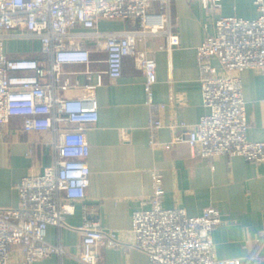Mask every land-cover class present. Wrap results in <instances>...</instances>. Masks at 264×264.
Masks as SVG:
<instances>
[{
    "label": "built area",
    "instance_id": "1",
    "mask_svg": "<svg viewBox=\"0 0 264 264\" xmlns=\"http://www.w3.org/2000/svg\"><path fill=\"white\" fill-rule=\"evenodd\" d=\"M211 15L221 0H202ZM256 18L214 17V32L197 47V64L204 106L208 109L197 123L174 124L177 133L168 144L186 142L199 157L243 156L264 162V140L248 138L241 73L246 69L264 72V0H255ZM173 0H0V127L19 118L25 131H51L54 160L37 174L24 176L17 185L19 204L0 206V264H11L14 250L20 264H35L54 254H66L60 244L48 241L50 225L64 226L77 202L90 185L89 128L99 119L96 90L106 79L122 76L124 60L134 56L145 75L147 101L152 107L148 128L150 143H158L163 127L154 101L157 61L139 51L147 36L163 35L159 49L180 44L173 20ZM136 19L139 28L103 30V20ZM11 38L36 40L46 58L14 56L6 49ZM106 53L107 69L87 82L82 93L66 97L65 91L79 83L64 77V64L92 60V50ZM219 59L221 69L212 62ZM18 72H30L19 74ZM71 124L72 126H67ZM153 191L133 213L132 245L149 256L150 264H248L250 258H220L214 248L213 231L221 221L216 206L192 216L179 206L166 208L163 175L153 172ZM82 232L83 264H100L99 246L120 245L115 229L103 228L85 209Z\"/></svg>",
    "mask_w": 264,
    "mask_h": 264
},
{
    "label": "crops",
    "instance_id": "2",
    "mask_svg": "<svg viewBox=\"0 0 264 264\" xmlns=\"http://www.w3.org/2000/svg\"><path fill=\"white\" fill-rule=\"evenodd\" d=\"M173 20L180 36L174 49H159L166 43L163 35L147 36L137 44L139 51L157 61L154 101L163 127L158 143H150L148 128L152 107L147 101L145 75L134 56L124 60L121 77L106 79L98 86L96 98L99 119L89 128L91 170L86 197L77 202L66 225H50L47 239L62 245L66 254L52 255L35 264H83L82 232L85 209L99 219L103 228L119 233L120 245L99 246L100 264H150L149 256L132 245L134 211L153 191V172L163 175V205L184 208L189 215H200L206 207L216 206L222 221L213 231L215 252L220 258H250L248 264H264V162L256 163L243 156H196L186 142L168 146L181 130L174 124L190 126L208 111L204 106L197 64V47L208 33L214 32V17L256 18L255 0H221L219 10L211 15L202 0H173ZM103 30L139 28L136 19L103 20ZM6 49L14 56L27 54L45 61L36 40L11 38ZM91 62L64 64V77L79 83L63 93L79 96L82 86L96 82L107 69V55L93 49ZM212 62L221 69L219 59ZM28 74L30 72H18ZM248 138L264 140V72L246 69L241 73ZM67 126H72L68 124ZM54 135L51 131H25L19 118L0 127V206H17V185L30 174L43 171L54 160ZM11 264L21 263V252L14 250Z\"/></svg>",
    "mask_w": 264,
    "mask_h": 264
}]
</instances>
